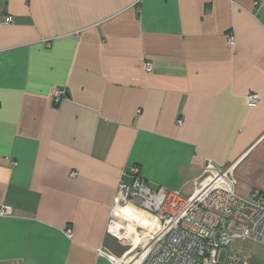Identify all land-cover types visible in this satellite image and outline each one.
<instances>
[{
    "label": "crops",
    "instance_id": "obj_1",
    "mask_svg": "<svg viewBox=\"0 0 264 264\" xmlns=\"http://www.w3.org/2000/svg\"><path fill=\"white\" fill-rule=\"evenodd\" d=\"M0 15V264L124 256L106 229L132 166L188 196L204 160L237 161V195L264 196V0H0Z\"/></svg>",
    "mask_w": 264,
    "mask_h": 264
},
{
    "label": "built area",
    "instance_id": "obj_2",
    "mask_svg": "<svg viewBox=\"0 0 264 264\" xmlns=\"http://www.w3.org/2000/svg\"><path fill=\"white\" fill-rule=\"evenodd\" d=\"M0 24H12V17L0 15ZM226 42L233 46L234 36L227 34ZM144 68L149 72L152 66L146 62ZM63 96V91L54 90L53 104ZM259 99L258 94L248 95L247 107H256ZM237 163L217 166L204 160L188 196L162 187L153 189L136 166L130 167L122 174L130 183L119 181L106 229L117 241L128 242L129 250L119 258L102 250L98 253L110 264H248L249 256L232 251L220 260L224 248L236 242L264 246V196L256 190L246 197L237 195ZM128 211L140 221H131ZM9 216L10 209L0 207V217ZM114 228L118 234L112 232ZM65 235L70 238L71 232L66 230Z\"/></svg>",
    "mask_w": 264,
    "mask_h": 264
},
{
    "label": "rangeland",
    "instance_id": "obj_3",
    "mask_svg": "<svg viewBox=\"0 0 264 264\" xmlns=\"http://www.w3.org/2000/svg\"><path fill=\"white\" fill-rule=\"evenodd\" d=\"M236 252L240 255H247L250 257V264H264V246L258 245L253 242L246 241L244 243L236 242L232 246L224 248L220 254V260L222 261L225 254L229 251Z\"/></svg>",
    "mask_w": 264,
    "mask_h": 264
},
{
    "label": "bare ground",
    "instance_id": "obj_4",
    "mask_svg": "<svg viewBox=\"0 0 264 264\" xmlns=\"http://www.w3.org/2000/svg\"><path fill=\"white\" fill-rule=\"evenodd\" d=\"M127 216H128V218L131 220V221H140L139 219H138V217L134 214V213H132L131 211H128L127 213ZM144 224H145V222H143ZM129 231H130V226L127 228V233H129ZM112 232H114V233H117V230H116V228H114V229H112ZM126 233V234H127ZM118 234V233H117ZM122 238H126V235H122Z\"/></svg>",
    "mask_w": 264,
    "mask_h": 264
},
{
    "label": "water",
    "instance_id": "obj_5",
    "mask_svg": "<svg viewBox=\"0 0 264 264\" xmlns=\"http://www.w3.org/2000/svg\"><path fill=\"white\" fill-rule=\"evenodd\" d=\"M66 95V94H65Z\"/></svg>",
    "mask_w": 264,
    "mask_h": 264
}]
</instances>
